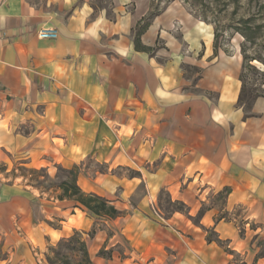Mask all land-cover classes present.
Returning <instances> with one entry per match:
<instances>
[{"label":"crops","instance_id":"0c3cea01","mask_svg":"<svg viewBox=\"0 0 264 264\" xmlns=\"http://www.w3.org/2000/svg\"><path fill=\"white\" fill-rule=\"evenodd\" d=\"M91 1L0 0V147L24 152L34 166L39 154L77 168L81 190L122 214L97 218L52 197L50 220L35 219L23 194L15 212L23 215V258L13 250L0 264H45L49 249L76 231L93 264H231L230 251L241 255L230 248L235 224L215 223V208H202L224 195L232 213L253 190L264 203V97L254 117L239 104L243 59L216 49L210 26L179 16L182 38H167L175 6L141 38L149 48L159 37L168 43L161 63L135 46L147 6L128 14L122 5L134 0H114L119 14L111 20L94 16ZM43 28L58 38L40 39ZM184 65L201 71L196 83L185 79ZM164 195L187 213L161 217L155 206Z\"/></svg>","mask_w":264,"mask_h":264},{"label":"rangeland","instance_id":"374dc122","mask_svg":"<svg viewBox=\"0 0 264 264\" xmlns=\"http://www.w3.org/2000/svg\"><path fill=\"white\" fill-rule=\"evenodd\" d=\"M91 4L94 16L103 14L109 19L115 20L119 14L116 11L114 0H92ZM136 4L141 8L148 7L144 11V18L147 19L155 14L165 13L170 6L177 8L176 13H168V16H176L170 21V36L166 35L168 39L182 38L180 32L184 26L181 24L179 16L191 15L198 22L210 26L213 33L218 34L216 42L218 48L229 54L238 53L237 56L243 59L241 79L246 86V102L264 94V0H134L133 3L122 5L123 8L125 7L124 12L128 14L135 12ZM122 6L120 5L119 8ZM140 12L139 15H142L143 11ZM167 44L160 37L155 42L154 49L156 55H159L158 61L161 63L166 61L164 56H169L171 47L169 48ZM186 48L187 46L183 47L185 53L189 51ZM243 53L247 57L246 61ZM184 69L185 79L189 80L191 84L196 83L201 71L190 65H184ZM240 105L254 117L252 109H248V104ZM17 130L23 135V126ZM25 159L29 158L24 152L8 151L0 147V259L15 256L13 250L19 251L17 260L20 257V260L23 258V239L26 238L23 234V215L18 216L15 213L19 212L17 206L23 201V194H27L28 199L31 200L35 219L41 218L45 214V218L50 220L51 215L45 211L52 209V205L49 204L52 201L51 198H57L60 193L62 194L60 186L64 182H72L73 179L67 169L57 167V163L53 164V159L49 155L42 157L38 154L35 158L38 161L36 166ZM87 163L91 170H101L95 164H90L89 161ZM81 167L83 168V166ZM252 193L253 197L248 200L246 205L235 208L232 213H227L224 210V195L211 198L210 202L202 208L203 211L210 207L215 208V223L230 220L235 224L239 235L230 244V248L241 254L235 256L237 264H240L244 258L249 264H253L257 256L264 257V203L259 202L255 190ZM40 195L43 196V202L37 203L36 200ZM7 197L8 199L4 200ZM169 201L168 197L164 195L161 204L155 206V211L157 210L161 217L168 216L173 210L181 208L180 205H172ZM65 204L72 206L67 202ZM54 224L56 225L57 222ZM258 224H262L263 227L253 231L252 229H256ZM51 248L45 256V264H49L47 256L53 260L54 264H80L83 262V251L75 243L69 246L68 243L60 242ZM33 253L36 255L34 250ZM258 264H264V258Z\"/></svg>","mask_w":264,"mask_h":264},{"label":"trees","instance_id":"16d2710c","mask_svg":"<svg viewBox=\"0 0 264 264\" xmlns=\"http://www.w3.org/2000/svg\"><path fill=\"white\" fill-rule=\"evenodd\" d=\"M158 15L159 14H155L148 19L143 18L139 22V24L137 26L136 34H135V46H136V49L138 51L148 52V53H153L155 51L154 48H149V47L144 46L141 43V38L146 33V31L149 29V27L151 26L154 18L157 17ZM215 39L217 42V39H218L217 33L215 35ZM215 48L218 49L217 43L215 44ZM243 55H244V53H243ZM246 59H247V57L244 55V60L246 61ZM241 81L243 83V87H242V92H241L240 99H239V104H245V105L248 104L249 105L248 109L251 110L255 100L258 97H264V94L254 97L253 100L250 102H246V98H245L246 86H245V83L242 79H241ZM67 172H69V174H71L73 179H72V182H70V183L64 182L62 184V186H60V188L62 189V194L61 193L59 194L58 199H60V200H64V199L72 200L76 203V207L84 210L89 215L97 217V218L106 217V218L115 219V218L121 216L122 212L117 210V208L112 204V202L110 200L103 198V197H100V196L95 195V194L84 193L81 190V188L77 184V181H78V169L77 168L68 170ZM169 203L172 205L178 204L181 206V208L175 209L173 211H179V212L187 213V208L183 203L172 202L171 200L169 201ZM89 237L92 238L93 234H89ZM209 240H210V238H209ZM60 242L68 243L69 246H71L73 243L79 245L80 249L83 251V256H84L83 262H81L80 264H93V262L90 258L89 252H88V246H87L86 239L82 233L76 231V232H74V234L70 238L63 239ZM51 250L53 251L52 248H51ZM230 253L232 255H235V256L239 255V254L235 253L234 251H230ZM100 254L102 256H106L107 253L105 251H101ZM260 258H264V257L263 256H257L256 261ZM47 261L49 264H54L53 260H51V258L49 256H47ZM231 264H237L235 259L233 260V262ZM240 264H247V263L242 260V261H240ZM254 264H256V263H254Z\"/></svg>","mask_w":264,"mask_h":264},{"label":"built area","instance_id":"2783aa9c","mask_svg":"<svg viewBox=\"0 0 264 264\" xmlns=\"http://www.w3.org/2000/svg\"><path fill=\"white\" fill-rule=\"evenodd\" d=\"M42 40H55L59 36V32L55 28H43L38 34Z\"/></svg>","mask_w":264,"mask_h":264},{"label":"bare ground","instance_id":"6f19581e","mask_svg":"<svg viewBox=\"0 0 264 264\" xmlns=\"http://www.w3.org/2000/svg\"><path fill=\"white\" fill-rule=\"evenodd\" d=\"M255 63H258L257 61H255Z\"/></svg>","mask_w":264,"mask_h":264}]
</instances>
